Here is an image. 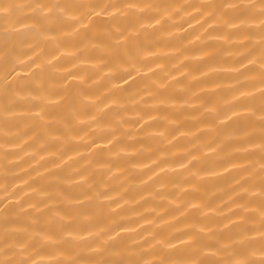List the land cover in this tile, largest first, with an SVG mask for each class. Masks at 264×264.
Returning a JSON list of instances; mask_svg holds the SVG:
<instances>
[{
	"label": "clouds",
	"instance_id": "1",
	"mask_svg": "<svg viewBox=\"0 0 264 264\" xmlns=\"http://www.w3.org/2000/svg\"><path fill=\"white\" fill-rule=\"evenodd\" d=\"M0 264H264V0H0Z\"/></svg>",
	"mask_w": 264,
	"mask_h": 264
}]
</instances>
